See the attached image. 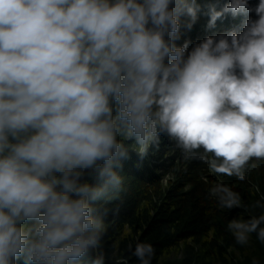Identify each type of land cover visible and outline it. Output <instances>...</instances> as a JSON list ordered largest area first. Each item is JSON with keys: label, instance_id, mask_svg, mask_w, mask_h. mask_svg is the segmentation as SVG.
Masks as SVG:
<instances>
[{"label": "clouds", "instance_id": "9594fccd", "mask_svg": "<svg viewBox=\"0 0 264 264\" xmlns=\"http://www.w3.org/2000/svg\"><path fill=\"white\" fill-rule=\"evenodd\" d=\"M251 1L0 0V264H105L123 162L161 136L185 161L247 179L264 160V0ZM201 9L207 29L247 18L178 45ZM208 191L242 206L223 183ZM251 207L261 214L227 224L239 245L264 243V196ZM131 254L152 264L155 250Z\"/></svg>", "mask_w": 264, "mask_h": 264}, {"label": "trees", "instance_id": "16d2710c", "mask_svg": "<svg viewBox=\"0 0 264 264\" xmlns=\"http://www.w3.org/2000/svg\"><path fill=\"white\" fill-rule=\"evenodd\" d=\"M223 0H210V4H215L217 10H219V4ZM225 4L229 0H224ZM259 3V0H254ZM251 3L252 1L249 0ZM198 5H203L198 3ZM208 6V5H207ZM206 6V7H207ZM201 7V6H200ZM206 17L205 21L209 20V16L204 13ZM228 14H225L221 19L217 20L216 24L228 21ZM232 31L229 23L226 24V30L223 32ZM131 144L132 142H126ZM168 145V143H165ZM172 146L169 144L168 151ZM168 151L166 155L169 154ZM158 157L164 158V152L160 149L155 151ZM182 155V154H181ZM173 163V164H172ZM173 165V166H172ZM175 162L173 159L169 160L166 167L175 168ZM163 168L165 166H154L151 167L149 162L145 163V160H141L135 153L129 152V158L123 162V168L121 170V175L124 179L123 190L117 200L112 201L108 207L110 209L119 208V213H121L120 218L112 216V222H116L115 225H107V233L102 240V250L105 253V264H109L107 261L114 259V256L128 260L129 264H139V261L132 256L131 252L133 248H129L130 241L123 239L116 240L115 230L118 223L124 224L125 226L131 228L135 233L137 229L143 231L141 241L143 243H150L153 245L155 250V255L152 259V264H158V253L161 247L169 243L174 239V237H182L184 239L187 237H193V241L200 247V253L196 252L193 246L187 242H183V251L185 253V259L178 264H230L226 258V252L228 249L235 250L238 248L234 237L227 230V224L230 220L234 218L249 219L252 215H260L262 210L260 208H252L251 206L264 196V177L261 181V193L259 196H251L245 188L246 182L239 181L236 177L221 175V182L223 184L232 188L233 191L239 193L241 197V204L245 206L244 210L238 208L234 209H221L214 199V206L211 203L212 200L208 199V196L203 193L208 191L213 185H205L204 188L197 193L190 191L192 194V201L195 199L196 204H193V209L191 215L189 216L187 210H180L173 212L171 211V206L167 205L166 208H161L160 214L155 219L146 215L142 218L139 216V205L142 201H148L152 198V194L147 186H153V193L156 195L159 193V183L152 182L147 184V181H154L155 179L161 178V175L155 172V168ZM190 168H193V172L199 175L202 169L205 168V164L199 161L190 162ZM254 180V177H252ZM245 190V192H244ZM186 206V205H185ZM247 209V210H246ZM195 215L193 216V213ZM144 226H148L144 230ZM212 232L213 235L209 237L207 234ZM253 240L256 242L257 246L261 249L262 259L260 264H264V243L257 239L255 233L251 234ZM118 243L117 247L113 245ZM137 244V243H136ZM160 248V249H159ZM204 255V258L201 256ZM17 264H24L23 259L17 261ZM89 264V262H85ZM233 264V263H231Z\"/></svg>", "mask_w": 264, "mask_h": 264}, {"label": "rangeland", "instance_id": "374dc122", "mask_svg": "<svg viewBox=\"0 0 264 264\" xmlns=\"http://www.w3.org/2000/svg\"><path fill=\"white\" fill-rule=\"evenodd\" d=\"M202 3L204 6H207L210 3V0H196V3ZM225 5V1H221V4H219V10L223 8ZM250 5L253 6L252 3ZM205 9H201V11L198 13V19L193 25L191 31H187L182 27L181 31L183 33L182 38L180 41H177L178 45H181L184 40H191L194 43H196L198 40L203 39L204 37L208 35H215L223 32L226 30V24L227 22H221L220 24H216V27L214 29H207L208 22H205L201 18V15L205 13ZM253 17V16H251ZM229 22L232 20L234 23H229V26H231L232 30H241L242 24L244 20L247 17L244 16H237L233 17L231 14H228ZM192 45H190L189 50H191ZM132 142V141H127ZM165 143H168L165 144ZM169 144L172 146L169 151L168 146ZM160 149L164 152L162 157H158L155 153L156 150ZM156 149L155 147H152L149 149V153L147 157L144 158L145 163L150 164L151 167L154 166H167L170 159H173L175 162V168L166 167L165 169L156 167L155 172L158 174V176L161 175V178L155 179L154 181H147V184H150L154 182V184L159 183V193L156 195L153 193V186H147L152 194V198L150 197L148 201H142L139 205V216L140 218L144 217L146 213L148 216L152 218H156L159 216V212L161 208L168 207L167 205H170L171 211L176 212L178 210L182 211L187 210L188 215L190 216L193 209V204H196V200L194 199L192 201V194H190V191H193L194 193H197L198 190H202L205 185L216 184L218 182H221V175H216L214 173L209 172L208 166L205 164V168L202 169L199 175H196V173L193 172V168H190V162L194 161H185L183 159V154L180 149H178L175 146L174 142H170L166 137L161 136V143L159 148ZM168 151L169 154L166 155V152ZM131 153H137L134 150L130 151ZM182 154V155H181ZM138 156V155H137ZM139 157V156H138ZM140 158V157H139ZM256 163L257 168L256 169H249L247 172V179L245 180V188H247V191L251 196H261V181L264 177V160L262 161H251L250 163ZM173 164V163H172ZM173 166V165H172ZM254 177V180L252 179ZM259 189L257 191L256 189ZM245 192V190H244ZM208 196L209 200H212L211 203H213L214 206V198L209 197V191L203 192ZM186 205V206H185ZM240 210H244L245 206L242 205ZM121 213L118 215H115L116 217L120 218ZM195 215V212L193 213V216ZM114 216L113 214H109L106 218V225L113 224L115 225L116 222H112L111 217ZM116 228H113L115 230L116 235H113L112 237H116V240H126L130 241L131 249L135 248L136 243H140L141 237L143 235V231L140 229H137V232L135 233L131 228L125 226L124 224L118 223ZM148 226H144V230H146ZM209 237L213 235L212 232L207 234ZM183 242L189 243L191 246L194 247L196 252L200 253V247L193 241V237H187L184 239V236L182 237H174L172 241L161 247L160 252L158 253V264H178L182 262L185 259V253L183 251ZM204 258V255L201 256ZM226 260L231 264H253V262H257V264H260V259H262L261 249L257 246L256 242L253 240L252 236L249 238V242L246 245H239L238 248L235 250L228 249L225 255ZM125 259L119 257H115L109 262V264H120L121 261ZM127 264L128 260H127Z\"/></svg>", "mask_w": 264, "mask_h": 264}]
</instances>
